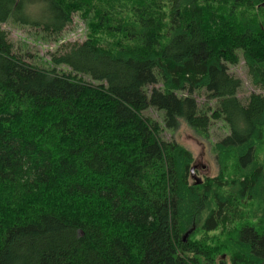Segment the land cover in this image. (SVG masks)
I'll return each instance as SVG.
<instances>
[{"label": "trees", "instance_id": "1", "mask_svg": "<svg viewBox=\"0 0 264 264\" xmlns=\"http://www.w3.org/2000/svg\"><path fill=\"white\" fill-rule=\"evenodd\" d=\"M76 15L49 68L0 29V264H264V0H0V26L49 37ZM217 121L197 184L161 135Z\"/></svg>", "mask_w": 264, "mask_h": 264}, {"label": "rangeland", "instance_id": "2", "mask_svg": "<svg viewBox=\"0 0 264 264\" xmlns=\"http://www.w3.org/2000/svg\"><path fill=\"white\" fill-rule=\"evenodd\" d=\"M72 21L73 23L57 37H49L36 29L14 25L9 22L6 24L3 23L0 29L9 33L15 48L20 54L24 55L25 59L40 67L49 68L50 54L53 53L61 43L82 42L87 37L88 31L80 16L76 15ZM230 72L242 80L243 86L238 95L242 102L247 103L246 101L252 93H261V90L252 84L248 68L243 60L235 66H230ZM196 97L200 105L204 102L209 104L215 103L207 101L205 92L197 94ZM144 116L163 126L162 113L154 109H149L144 112ZM228 133L229 129L222 122L217 121L212 125L208 139H204L197 134L195 135L194 132L183 123L176 131L163 129L161 136L167 141H177L191 151L194 156L195 177L197 179L199 178L198 180L201 181L207 176L214 177L218 175V165L215 154L212 152V147L217 142H220Z\"/></svg>", "mask_w": 264, "mask_h": 264}, {"label": "bare ground", "instance_id": "3", "mask_svg": "<svg viewBox=\"0 0 264 264\" xmlns=\"http://www.w3.org/2000/svg\"><path fill=\"white\" fill-rule=\"evenodd\" d=\"M195 178V179H194ZM199 179V178H198ZM196 177H195V174L193 175L192 174V180L195 182V183H197V184H199L198 182L200 181V180H198Z\"/></svg>", "mask_w": 264, "mask_h": 264}, {"label": "water", "instance_id": "4", "mask_svg": "<svg viewBox=\"0 0 264 264\" xmlns=\"http://www.w3.org/2000/svg\"><path fill=\"white\" fill-rule=\"evenodd\" d=\"M194 170H195V168H193V170H192V174L194 175ZM199 183V182H198ZM187 237V236H186Z\"/></svg>", "mask_w": 264, "mask_h": 264}]
</instances>
